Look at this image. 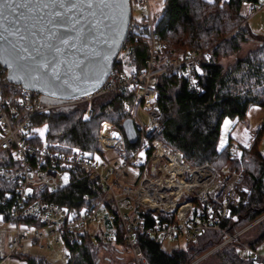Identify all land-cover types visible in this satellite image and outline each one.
<instances>
[{"label": "built area", "instance_id": "1", "mask_svg": "<svg viewBox=\"0 0 264 264\" xmlns=\"http://www.w3.org/2000/svg\"><path fill=\"white\" fill-rule=\"evenodd\" d=\"M130 3L143 13L139 19H131L129 34L136 33V38L149 46V57L140 72L128 68L129 55L124 45L106 82L96 92L52 104L45 103L39 92L10 83L0 65V150L8 151L12 158V167L0 168V187L4 183L16 184L15 192H8L1 201L12 203L11 220L7 222L0 215L1 224L10 225L2 234L3 241L8 240L2 261L15 255L37 256L34 249H38L47 255L44 258L48 262L66 264L69 245L81 243L85 236L107 246L113 244L117 231L106 219L107 204L112 203L135 263L148 264L137 243L136 230L157 243L183 240L188 244L208 229L220 230L221 220L229 218L232 209L240 204V193L244 191L241 172L227 167L218 170L209 164L192 166L181 152L150 138L152 133L162 131L161 111L156 106L159 74L180 76L190 91L200 94L197 68L208 52L191 51L159 68L163 45L153 29L152 0ZM261 9H253L250 18ZM120 93L128 94L122 100L121 115L133 120L136 143L130 144L124 130L109 121L102 122L98 135L103 156L77 147L53 148L44 141L40 146L33 140V117L86 106L84 114L89 118L95 99ZM110 152H117L115 158L106 157ZM230 156L241 161L243 151L235 145ZM75 174H84L100 185L102 198L88 208L73 211L35 198L39 188L52 193L67 185ZM146 215L152 220L149 226ZM244 232L245 229L234 236L225 234L219 247L238 241ZM240 245L243 260L261 255L246 244Z\"/></svg>", "mask_w": 264, "mask_h": 264}, {"label": "trees", "instance_id": "2", "mask_svg": "<svg viewBox=\"0 0 264 264\" xmlns=\"http://www.w3.org/2000/svg\"><path fill=\"white\" fill-rule=\"evenodd\" d=\"M262 6L261 0H162L159 13L153 15V29L163 45L159 68L191 51L208 52V56L201 59L197 68L202 86L200 94L190 91L180 76L169 72L159 74L156 106L161 111L162 131L152 133L150 138L181 152L192 166L209 164L218 170L227 167L241 172L244 191L230 217L221 220L220 230L208 229L184 248L168 252L164 244L136 230L137 243L148 264H192L214 250L197 264H264L262 255L247 260L240 258V242L258 253L264 245V219L246 230L238 241L219 247L225 234L234 236L264 216V155L260 149L264 128L251 146H239L243 151L241 161L230 156L235 146L231 133L227 145L219 148L226 120L233 122L234 127L246 119L251 107L264 106V38L255 35L249 25L251 11ZM134 20L132 18V22ZM135 34H129L124 45L129 55L128 67L140 72L149 57V46L140 42ZM251 40L257 41L259 47L244 57L239 56L243 45ZM233 56L235 61L227 64L226 60ZM127 96V93H120L95 99L89 118L84 114L86 106L54 111L46 117L35 116L32 119L33 140L43 145L38 129L47 126L45 141L53 148L59 145L100 152L101 124L109 121L123 129L127 118L121 115V103ZM9 159H12L9 152L0 150V168L12 167ZM15 189L14 183H4L0 187V215L7 222L11 220L12 203L1 201ZM102 196L100 185L84 174H75L67 185L52 193L39 188L35 198L73 211L90 207ZM107 206V224L117 231L115 242L107 246L85 236L81 243L69 245L66 264H136L125 244L123 225L114 216V206L112 203ZM214 208L217 209L216 205ZM215 213L219 216L217 211ZM145 217L149 226L152 220L148 215ZM15 256L27 264H52L41 256Z\"/></svg>", "mask_w": 264, "mask_h": 264}, {"label": "water", "instance_id": "3", "mask_svg": "<svg viewBox=\"0 0 264 264\" xmlns=\"http://www.w3.org/2000/svg\"><path fill=\"white\" fill-rule=\"evenodd\" d=\"M13 7L0 0V65L10 83L52 104L103 86L129 35L130 0H15ZM122 128L136 143L133 120Z\"/></svg>", "mask_w": 264, "mask_h": 264}, {"label": "rangeland", "instance_id": "4", "mask_svg": "<svg viewBox=\"0 0 264 264\" xmlns=\"http://www.w3.org/2000/svg\"><path fill=\"white\" fill-rule=\"evenodd\" d=\"M261 4L262 5H264V0H261ZM161 5H162V0H152V10H153V15L155 14V13H159V11H160V9H161ZM132 10H133V18H135V19H139L141 16H142V13H143V11H142V9H140L139 7H137V6H135V4H133L132 5ZM260 11H263V9L262 10H260ZM258 14H260V12L259 13H257V15ZM262 16H263V18H264V12L261 14ZM253 18V17H252ZM260 20V19H259ZM258 20V21H259ZM261 23L259 22L258 23V26L260 25ZM263 28H264V23H263ZM256 47H259V43L257 42V41H250V42H248V43H246V44H244L243 45V47H242V51H241V53L239 54V56H242V57H244V56H246V55H248L250 52H251V50H253V49H256ZM235 56H233V57H231V58H229L228 60H226V63L228 64V63H233L234 61H235ZM129 68V67H128ZM129 69H131V68H129ZM131 70H133V69H131ZM233 122H231L230 120H226L225 121V123H224V125H223V127H222V134H221V137H220V141H219V148L220 149H222V148H224L226 145H227V142H228V136L230 135V133H231V131H232V128H233ZM42 133V134H41ZM46 133H47V126H43V127H41V128H39L38 129V137L40 138V140H42V141H44L45 143H46V141H45V136H46ZM264 140V139H263ZM59 146V145H58ZM260 149H261V152L263 153V155H264V141H262V143H261V147H260ZM117 152H110V153H107L106 154V157H109V158H115V154H116ZM95 154H97V155H101V156H103L104 154H102L101 153V151L100 152H95ZM264 219V216L262 217V218H260L259 220H257L255 223H253L254 225L255 224H257L258 222H260L261 220H263ZM251 226V225H250ZM10 227V225L9 224H1V222H0V257L2 258L3 256H2V252L4 251L5 253H7V251H8V240L6 239V240H4L3 241V236H2V234H3V232L6 230V229H8ZM252 227V226H251ZM250 227H247L246 229H245V231L246 230H248ZM163 247L165 248V250H167L168 252H170V251H172V250H174V249H177V248H184L185 247V243L183 242V240H181V241H179V242H168V241H166L165 243H164V245H163ZM58 253V255L60 256V254L62 253L61 251H58L57 252ZM34 254L35 255H37V256H41V257H45V255L46 254H44V253H41L38 249H34ZM261 255H264V254H261ZM47 256V255H46ZM49 258H51L52 256H48ZM61 257V256H60ZM64 262H66V260H64ZM0 264H27L25 261H23V260H21V259H19L18 257H11V258H9V259H7V260H4V261H2ZM103 264H105V263H103Z\"/></svg>", "mask_w": 264, "mask_h": 264}, {"label": "crops", "instance_id": "5", "mask_svg": "<svg viewBox=\"0 0 264 264\" xmlns=\"http://www.w3.org/2000/svg\"><path fill=\"white\" fill-rule=\"evenodd\" d=\"M262 9L263 11H260V14L251 19L249 25L255 35L264 38V28L262 26L264 18L261 15L264 12V5ZM259 22L261 24L258 26ZM262 128H264V106H253L249 109L246 119L233 127L231 137L236 146L249 147L254 143ZM263 139L264 135L262 141H264ZM259 253L264 254V245L259 248Z\"/></svg>", "mask_w": 264, "mask_h": 264}, {"label": "snow or ice", "instance_id": "6", "mask_svg": "<svg viewBox=\"0 0 264 264\" xmlns=\"http://www.w3.org/2000/svg\"><path fill=\"white\" fill-rule=\"evenodd\" d=\"M14 4H15V0H4V5H5L6 7H8L9 10H11V11H13V12L16 11V9L13 7ZM20 7H24V4L21 3ZM0 15H2V12H0ZM41 134H42V133H41ZM65 179H67V178L65 177ZM245 191H246V190H245Z\"/></svg>", "mask_w": 264, "mask_h": 264}]
</instances>
